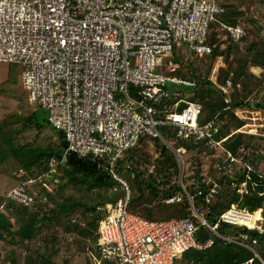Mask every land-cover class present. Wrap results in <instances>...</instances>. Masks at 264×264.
<instances>
[{"label":"built area","instance_id":"2783aa9c","mask_svg":"<svg viewBox=\"0 0 264 264\" xmlns=\"http://www.w3.org/2000/svg\"><path fill=\"white\" fill-rule=\"evenodd\" d=\"M224 13L219 0H0V62L21 66L28 100L47 109L50 125L68 143L67 151L94 161L115 180L109 192L120 194L118 198L97 206L102 219L95 264H177L188 250L207 248L214 239L254 251L257 241L251 244L247 233L227 237L218 231L220 223L239 225L231 219V211L246 210L233 204L217 223L209 221L204 206L212 203L221 186L201 176L187 180L183 146L175 149L182 166L181 190L164 202H187L189 217L146 219L133 213L129 182L117 170L118 162L142 137L165 143L196 141L220 150L218 170L232 178L231 186L239 193H248L252 167L247 161L257 163L259 156L227 149L228 136L216 138L221 130L216 117L202 120L203 104L176 90L198 86L196 80L175 74L179 64L172 59L177 49L211 56L213 45L208 41L214 23L232 41L243 40L244 26L222 22ZM226 60V56L217 60L224 79L217 81L216 68L212 82L230 94L242 84L234 83V74L226 72ZM263 96L260 91L248 102H260ZM170 100V108H162ZM233 111L253 121L262 113L241 107ZM251 125L260 126L247 122L236 132L248 133L245 128ZM239 162L248 168L240 183L233 177ZM57 165L51 158L48 172L38 177L27 178L25 170L16 172L19 184L8 191L6 200L42 213L58 187V179L52 177ZM36 183L40 191L34 190ZM203 228L209 236L205 242L199 241Z\"/></svg>","mask_w":264,"mask_h":264},{"label":"rangeland","instance_id":"374dc122","mask_svg":"<svg viewBox=\"0 0 264 264\" xmlns=\"http://www.w3.org/2000/svg\"><path fill=\"white\" fill-rule=\"evenodd\" d=\"M219 1L225 7V15L234 11L241 13L237 17L236 24H241L245 28L246 34L243 38V44L234 45L227 36L226 30L217 23L213 26L212 42L213 49H217L219 52L218 55H215L213 52L211 56L199 57L188 48L181 47L176 50V56L172 59L179 64V68L175 72L176 75L183 78H192L197 83L203 79L211 81L212 86L209 87L207 94V100L210 101L211 106L222 102L229 95L228 93H222L219 86L212 82L215 69L217 68L218 57H227L226 67H228V70L226 72L233 73L234 79L238 63L246 54L245 49L251 45L264 47V0ZM245 71L246 75H243L239 80L241 84L243 83L245 93H240V91L234 89V91L230 92V95L235 94L234 98L236 97L237 100L242 101H245L248 94L253 96L263 91L262 77L264 75L257 78L247 68H245ZM20 74V65L0 62V216L2 214L5 215L11 225L16 228L21 222H25L30 214L19 212L17 205L11 208L7 206L6 194L10 189L19 184V179L15 176V173L25 170L27 178L40 176L37 173L40 168L34 166L35 168L33 169L37 172L33 173L31 172L32 169H30L31 171L26 170L22 162L30 161L38 148L55 147L60 144L57 133L49 127L47 109L42 107L38 102L31 103L28 100L29 93L21 84ZM216 74H218L217 81L222 82L225 77L223 68H220V70L217 68ZM176 89H182L187 94L193 91V89L185 87H177ZM200 89L201 87L198 84L196 91ZM196 100L203 104L201 99ZM260 102H252V104ZM204 109L203 105L202 120H207L209 117L211 119L217 118L215 111L207 108L204 112ZM232 112L234 113V111ZM261 112L255 121L246 118L242 119L244 124L248 122L250 124L256 123L260 126H258L259 130L252 125L245 128L249 132L242 133L241 138L237 136L241 132H236L238 129H234L231 126L233 124L226 123L225 120H219L218 122L221 125V129H229L231 133L228 137H231L232 134L234 135L232 138H228L229 140L224 143V146L229 148V145L241 142L238 148V151L243 149V153L241 154L247 156L257 154L259 156L257 163L253 164L251 161H247V163L252 167V171H256L264 177V126L262 125L264 124V109ZM250 116L252 115L250 114ZM255 129L256 132L251 131ZM179 145L182 146L176 139H170L169 143L146 139L135 147L134 160H136L134 163L126 161L125 165L127 168L131 167V169L135 167L137 172L144 173L141 175L143 178L151 173L156 175L160 168L167 171L169 170V166L166 162H163L164 157L162 153V148L165 147L168 154L175 159L177 172L173 175L172 183L178 184L182 166L177 159L175 149ZM16 149L19 152H16ZM218 154L220 155V150L218 152L208 147H198L191 150L187 149L184 153V160L188 177L198 174L202 179L210 178L215 180L221 186L217 195L222 196L235 188L231 186L227 179L228 176L218 170L217 163L222 161V156H218ZM62 168L60 169L62 170ZM153 169L154 172H152ZM247 170L248 168L245 164L240 162L235 163L233 177L238 179L241 176H245ZM137 172L128 171L122 174L130 185L131 200H134L131 208L133 213L144 216L145 214L139 206L145 205L153 209L152 216L150 217L152 219H164L176 216L174 210L168 209L167 206L161 207L159 205L162 201L154 197L149 188L142 190L134 189V177H136ZM59 175L61 174H58L57 167L56 174L52 176L58 179L57 183L53 180L58 186L56 193L50 197V203L43 209V212L39 213L38 223L36 224L37 231L32 239L21 240L19 237L2 231L0 228V264H95L94 255L97 253L95 240L98 228L94 229L91 223H89L90 218L94 216L95 212H85L83 208H78L75 212L63 216L59 215L57 211L58 205L66 201L68 197L76 201L95 205L98 201L97 195L95 192H89L84 188H75L70 185L68 187L64 185L63 190L60 182L62 178L60 179ZM159 176L157 185H160L158 182L162 180V175ZM37 184L33 188L40 191L41 187H38ZM244 194H241V196ZM106 195L110 197L114 195L113 198L115 196L118 198L120 194H110L108 190L106 191ZM235 205L239 208V204ZM97 209L96 207V212H98ZM262 210L260 208L254 213L233 210L230 213V217L235 223L239 224V227H248L260 231L264 229ZM88 229H93L92 235H84V232ZM216 240L214 239V242ZM214 246L215 244H212L207 248L195 250L202 253L203 251H207L206 249H213ZM222 248H224V245L217 246V249ZM177 264H194V262H187L181 258Z\"/></svg>","mask_w":264,"mask_h":264},{"label":"trees","instance_id":"16d2710c","mask_svg":"<svg viewBox=\"0 0 264 264\" xmlns=\"http://www.w3.org/2000/svg\"><path fill=\"white\" fill-rule=\"evenodd\" d=\"M241 13H238L237 11H234L232 13H228L227 15L223 14L221 16V20L224 23L227 24H236L237 17ZM209 44L213 45L212 37L209 38ZM231 42L235 44H243V40L241 42H234L231 40ZM246 54L243 56V59H240L238 63V67L236 70V76L234 77V83L239 82L240 78L243 75H246L245 68L248 66V64H254L261 66L264 69V47H258L257 45H251L247 47ZM213 52L215 55H218L219 52L217 49H213ZM264 80V76L262 77ZM262 80V82H264ZM199 86L201 87L200 90H193L192 93L187 94L184 90L180 91L183 96H186L192 100L201 99L203 102V105L205 107V110L212 109L216 112L217 118L216 121L219 120H225L226 123H231L233 125L234 129H239L244 125V122L242 119L237 118L234 113L232 112L234 108L241 107L249 110L253 109H264V101L258 103V104H252L250 102L237 100V98H234L235 94L230 95V99L228 100L225 98L222 102L215 103L211 106V103L209 100H207V94L208 89L210 86H212V83L209 79H203L198 82ZM175 89V88H174ZM178 90V89H176ZM175 96V95H174ZM227 97V96H226ZM232 98V100H231ZM172 105V101L166 102L162 108L167 107L170 108ZM211 119V117H209ZM49 127L53 129L58 137L60 144L58 146H48L46 148H38L36 149V152L34 154V157L30 159V161L22 162L23 167L26 170L32 169L31 172H37L33 168L34 166H37L40 168L39 172H37L40 175H44L48 172V164L51 158H55L58 161V174L60 176V182H61V188L64 190V185H67L66 187L74 186L75 188H84L85 190L89 192H95L98 198V201L95 205H91L89 203H84L80 201H76L70 197L67 198L66 201H63L58 205V211L57 213L59 215L66 216L69 213L75 212L78 210V208H83L85 212H95L94 216L90 218L91 226L93 228H98L99 223L102 219V215L99 212H96L97 204H104L109 201H114L115 198L110 197L106 195V191H108L114 184L115 180L113 177L108 173V171L104 168H100L97 163L94 161L88 159V158H82L79 157L77 154L71 151H67L68 143L66 142L64 135L61 131H58L54 129L49 121H48ZM165 131V130H163ZM231 132L229 129H221L220 132L216 135L217 139L226 137ZM234 135L232 134L231 137H228L229 139L232 138ZM237 136L242 137V133L238 134ZM227 139V140H229ZM146 140V137H142L139 141L142 142ZM226 140V141H227ZM225 141V142H226ZM179 144H181L184 149L187 151V149H195L204 147V144L201 142L196 141H190V142H184L179 141ZM241 142H236L234 145H229L227 149L231 150L233 153H236L238 151V148L240 146ZM246 148V147H245ZM244 148V149H245ZM16 152H19L18 149H16ZM134 153H135V147L130 149L126 156L121 159L118 162L117 170L120 173H125L128 171H135L137 172V169L134 167L131 169V167H126L125 163L126 161H131L134 163ZM162 153L164 157V163L166 162L169 166V170L165 171L162 168L159 169L156 175L151 173L147 177L143 178L141 175L144 173L137 172L136 177H134V189H146L149 188L151 193L154 197L158 198L160 201H162L161 204H159L161 207H166L170 210H174L176 212V216L174 217H189L190 212L188 210V203L185 201L182 202H175V203H169L166 204L164 202V199H168L172 197L176 192L181 190V187L179 183H172L173 175L177 172V165L175 162V159L168 154L165 147L162 148ZM162 164V162H161ZM61 167L62 170L60 169ZM127 168V169H126ZM131 169V170H130ZM251 174V180L248 181V193H245L241 196V194L238 192V190L231 189V191H228L225 195H216L213 199L212 203L204 206V211L208 214L209 221L212 224L217 223L220 216L229 210L233 204H239V209L246 210L247 212L254 213L258 209L262 208V212L264 215V177L258 174L256 171L250 172ZM159 175H162L161 179L157 185L158 178H160ZM198 174L194 176H187V180H191L194 177L197 179ZM159 176V177H158ZM231 184V178H227ZM245 176L239 177L237 180L240 182L244 181ZM61 189V190H62ZM60 190V191H61ZM242 198V199H241ZM134 204V200L132 199L130 201V210L132 211V205ZM14 205H17V209L22 214L29 213L30 216L25 222H21L19 226L13 227L9 221V219L6 218L5 215L0 216V228L2 231L8 232L9 234H13L17 237H19L21 240H30L33 238L35 232L37 231V223H38V217L39 213L32 211L31 209H28L26 207H23L21 205H18L12 201H8L7 206L9 208L14 207ZM139 208L143 211L145 214L142 217L146 219H152L150 218L152 216L153 209L146 207L145 205H140ZM32 211V212H31ZM133 212V211H132ZM140 215V214H139ZM170 218V217H168ZM93 230V229H92ZM91 229H88L84 232V235H92L93 231ZM204 231L208 235V231H206L204 228L201 230ZM218 231L222 233L224 236H239L241 233H247L249 235L250 243L252 244V240L255 239L257 242L256 244H252L254 251L251 249H248L243 246H239L237 244L228 243L226 241H223L222 239H217L214 244L213 249H206L207 251H203L200 253L199 251H196L195 249L188 250L184 255L183 259L187 262H194V264H263L261 259L264 260V233H259L257 230L250 229L248 227H239V225L235 224H229V223H220L218 227ZM95 244L97 246L98 236L96 235ZM200 241V239H199ZM224 245V248L217 249V246ZM261 258V259H260Z\"/></svg>","mask_w":264,"mask_h":264},{"label":"crops","instance_id":"0c3cea01","mask_svg":"<svg viewBox=\"0 0 264 264\" xmlns=\"http://www.w3.org/2000/svg\"><path fill=\"white\" fill-rule=\"evenodd\" d=\"M215 24H217V23H214V24L212 25L211 32H210V37H209V38L212 37V32H213V30H214L213 26H214ZM229 39H230V38H229ZM246 68H247V70H248L250 73L254 74L257 78H259L258 76H263V75H264V69H263L261 66L254 65V64H248V66H247ZM239 82H240V81H239ZM240 83H241V82H240ZM259 89H260V88H259ZM234 90L240 91V93H245L243 83H242V88H241V89H234ZM234 90H232V91H234ZM263 91H264V82H263ZM248 95H249V96H248ZM248 95H247V98H245V101L248 100L249 97L251 96V94H248ZM252 95H253V94H252ZM229 97H230V94L227 95L226 98L229 100V99H230ZM263 98H264V96L262 97L261 102L264 100Z\"/></svg>","mask_w":264,"mask_h":264},{"label":"water","instance_id":"95a60500","mask_svg":"<svg viewBox=\"0 0 264 264\" xmlns=\"http://www.w3.org/2000/svg\"><path fill=\"white\" fill-rule=\"evenodd\" d=\"M182 106H185V102L182 103ZM208 238L209 236L204 231H200L199 239L201 242H205L206 240H208ZM110 264H115V263H110Z\"/></svg>","mask_w":264,"mask_h":264}]
</instances>
